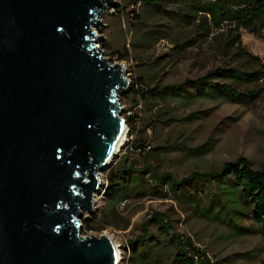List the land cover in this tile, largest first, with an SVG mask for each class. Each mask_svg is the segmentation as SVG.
Instances as JSON below:
<instances>
[{"label":"water","instance_id":"95a60500","mask_svg":"<svg viewBox=\"0 0 264 264\" xmlns=\"http://www.w3.org/2000/svg\"><path fill=\"white\" fill-rule=\"evenodd\" d=\"M112 2L0 0V264H120L81 237L130 133L127 70L95 31Z\"/></svg>","mask_w":264,"mask_h":264},{"label":"rangeland","instance_id":"374dc122","mask_svg":"<svg viewBox=\"0 0 264 264\" xmlns=\"http://www.w3.org/2000/svg\"><path fill=\"white\" fill-rule=\"evenodd\" d=\"M112 1L101 19L105 26L95 31L97 37L105 39L102 42L104 58L110 65L120 64L127 70L130 86L119 95L123 117L137 116L139 122L134 133L130 131L112 166L100 174L101 186L95 193L92 213L82 212L81 219L83 226L88 221L97 230L83 227L81 237L112 238L121 253L120 264H129L130 242H137L144 229H149L156 239L154 219H161L170 223L183 240L205 252L210 264H264V233L248 218L241 223L244 230L228 225L227 221L208 220L186 210L171 192L168 198L147 196L128 201L125 206L116 205L115 199L108 202L106 195L107 176L120 161L133 163L138 170L151 167L177 180L187 179L194 172L218 170L240 159L249 161L255 171L264 170V82L232 85L241 93L257 94L251 101L244 97L241 103L196 101L188 104L172 98L154 107L132 92L134 88L137 90L136 83L143 75L150 78L152 89L170 87V93H174L178 90L172 86L195 82L215 69L231 67L254 71L248 57H257L264 63V34L257 37L241 30V47L237 48L234 26L224 24L208 32L201 16L191 13L188 0H166L167 12L195 16L197 20L188 25L185 20L172 22L166 15L151 14L143 21L146 26H137L140 33L135 35L131 34L126 16H119L117 12L120 7H127L131 0ZM136 11L145 9L137 7ZM96 45L98 47V43ZM125 51L129 56L127 60L120 61V55H114L115 52L124 55ZM143 89L145 92L146 88ZM150 120L164 124L151 122L149 129L145 125ZM141 137L150 149L147 159L142 155L146 152L140 155L132 150V141ZM156 147L165 153L153 151ZM201 147L211 151L193 156Z\"/></svg>","mask_w":264,"mask_h":264},{"label":"trees","instance_id":"16d2710c","mask_svg":"<svg viewBox=\"0 0 264 264\" xmlns=\"http://www.w3.org/2000/svg\"><path fill=\"white\" fill-rule=\"evenodd\" d=\"M188 2L191 13L201 16L199 18H202V25L208 32H211V28L220 29L224 24L234 26L236 31L234 45H237V48L241 47L239 35L241 30L257 37L264 34V0H188ZM127 5L117 9V12L119 16H126L131 34L136 33L135 35L140 33L137 26H146L143 21L151 14L166 15L172 22L185 20L188 25L197 20L195 16L183 15L176 11L167 12L166 0H131ZM137 7L145 11L138 13ZM158 34L161 35V32ZM134 38L131 43L134 42ZM245 54L244 52L243 55ZM114 55H120V61L129 58L127 51L124 55L120 52H115ZM248 58L255 67L254 71L245 72L231 67L215 69L195 82L172 86L171 88L178 90L174 93H170V87L152 89L150 78L143 75L136 83L137 90L134 88L132 92L154 107L158 102L168 103L173 99L188 104L196 101L241 103L244 97L251 101L257 97L255 92L241 93L232 87L264 82V63L257 57ZM143 88H146L145 92ZM126 121L133 134L139 122L138 117L129 115ZM151 122L160 123L150 120L145 127L151 129ZM132 150L140 155L146 152L142 154L145 159L150 156V149L143 137L132 141ZM153 151L158 154L163 152L160 147L154 148ZM210 151L211 149L204 151L201 147L196 149L193 156L198 157ZM170 192L186 210L203 218L220 223L227 221L228 225L240 226L241 230L245 228L241 227V223L248 218L264 233V170L255 171L252 164L245 159L233 164L226 163L220 169L211 172H194L183 180H177L167 173L160 174L151 167L138 170L133 163L126 164L120 161L115 170L107 176L108 202L115 199L116 205L147 196L168 198ZM154 220L158 237L155 239L149 229H144V234L137 242H130L129 264H210L207 254L194 247L190 241L183 240L173 231L170 223L161 219ZM83 227L89 231L97 230L88 221Z\"/></svg>","mask_w":264,"mask_h":264},{"label":"bare ground","instance_id":"6f19581e","mask_svg":"<svg viewBox=\"0 0 264 264\" xmlns=\"http://www.w3.org/2000/svg\"><path fill=\"white\" fill-rule=\"evenodd\" d=\"M125 140H126V137H125V139H124L123 142H122V144L124 143V145H125V142H126ZM124 141H125V142H124ZM122 144H121V146H120V147H121V148H120V151H121V149L124 147V145H122ZM100 174H101V173H99V176H100ZM99 180H100V179H99ZM96 203H98V201H97ZM111 239H112V238H111ZM115 245H116V244H115ZM116 246H117V245H116ZM117 247H118V246H117ZM117 253H118V257H119V259H120V258H121V253H120L119 248H117Z\"/></svg>","mask_w":264,"mask_h":264},{"label":"built area","instance_id":"2783aa9c","mask_svg":"<svg viewBox=\"0 0 264 264\" xmlns=\"http://www.w3.org/2000/svg\"><path fill=\"white\" fill-rule=\"evenodd\" d=\"M129 138V137H128ZM121 204H123V206H125V204H126V201H124L123 203H121Z\"/></svg>","mask_w":264,"mask_h":264},{"label":"flooded vegetation","instance_id":"af4514ba","mask_svg":"<svg viewBox=\"0 0 264 264\" xmlns=\"http://www.w3.org/2000/svg\"><path fill=\"white\" fill-rule=\"evenodd\" d=\"M125 141H126V140H125ZM125 141H124V142H125ZM122 145H124V143H123Z\"/></svg>","mask_w":264,"mask_h":264}]
</instances>
